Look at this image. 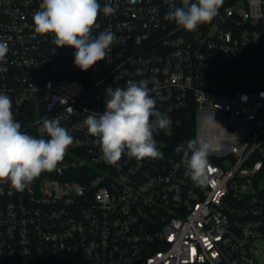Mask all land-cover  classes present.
<instances>
[{
    "label": "built area",
    "instance_id": "2783aa9c",
    "mask_svg": "<svg viewBox=\"0 0 264 264\" xmlns=\"http://www.w3.org/2000/svg\"><path fill=\"white\" fill-rule=\"evenodd\" d=\"M41 2L0 0V93L22 132L47 139L42 120L59 116L74 143L30 189L0 181V264H264V0H224L194 32L166 19L181 0H98L116 12L92 36L116 40L87 71L34 31ZM141 80L172 121L154 134L164 159L107 164L83 120ZM189 130L209 144L205 185L166 149Z\"/></svg>",
    "mask_w": 264,
    "mask_h": 264
},
{
    "label": "clouds",
    "instance_id": "9594fccd",
    "mask_svg": "<svg viewBox=\"0 0 264 264\" xmlns=\"http://www.w3.org/2000/svg\"><path fill=\"white\" fill-rule=\"evenodd\" d=\"M223 3L224 0H181V6L170 9L166 19L174 21L178 29L194 32L218 16ZM101 11L107 16L115 14L116 8L110 4L101 8L98 0H42L39 10L33 13L34 31L51 34L57 48H74L75 66L87 71L105 59L116 40L107 29L92 36ZM8 51V45L0 41V62H5ZM149 83L129 81L126 88H108L109 98L102 114L93 111L83 120L88 133L96 138L105 163L116 165L125 153L139 160L164 159L154 134L162 130L171 135L172 121L157 110L153 95L156 89L149 87ZM39 132L48 138L22 132L21 124L13 116L11 98L0 93V181L10 183L17 191L30 189L42 173L56 169L74 143L68 129L61 126L59 116L44 118ZM175 151L183 153L185 176L195 185L207 184L209 144L197 137L177 146Z\"/></svg>",
    "mask_w": 264,
    "mask_h": 264
},
{
    "label": "trees",
    "instance_id": "16d2710c",
    "mask_svg": "<svg viewBox=\"0 0 264 264\" xmlns=\"http://www.w3.org/2000/svg\"><path fill=\"white\" fill-rule=\"evenodd\" d=\"M194 135H195L194 130H189L188 132H183V133H176L174 134V144L170 145L166 149L176 152L175 149L177 148V146L185 143L188 140L195 139ZM179 154L183 155V153H179Z\"/></svg>",
    "mask_w": 264,
    "mask_h": 264
}]
</instances>
